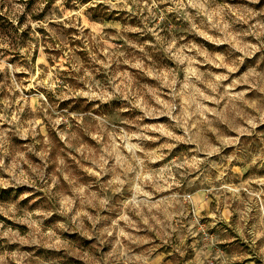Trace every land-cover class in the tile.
Listing matches in <instances>:
<instances>
[{
    "label": "rangeland",
    "instance_id": "374dc122",
    "mask_svg": "<svg viewBox=\"0 0 264 264\" xmlns=\"http://www.w3.org/2000/svg\"><path fill=\"white\" fill-rule=\"evenodd\" d=\"M245 257L264 0H0V264Z\"/></svg>",
    "mask_w": 264,
    "mask_h": 264
},
{
    "label": "crops",
    "instance_id": "0c3cea01",
    "mask_svg": "<svg viewBox=\"0 0 264 264\" xmlns=\"http://www.w3.org/2000/svg\"><path fill=\"white\" fill-rule=\"evenodd\" d=\"M254 262L253 264H260L257 260L251 258V257H245L243 260V264H251V262Z\"/></svg>",
    "mask_w": 264,
    "mask_h": 264
}]
</instances>
